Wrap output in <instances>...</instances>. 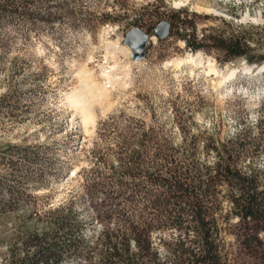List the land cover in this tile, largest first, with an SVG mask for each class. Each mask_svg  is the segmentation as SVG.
<instances>
[{
	"label": "rangeland",
	"instance_id": "rangeland-1",
	"mask_svg": "<svg viewBox=\"0 0 264 264\" xmlns=\"http://www.w3.org/2000/svg\"><path fill=\"white\" fill-rule=\"evenodd\" d=\"M62 2L79 13L76 24L66 19L37 27L26 40L12 33L15 40L0 51V150L30 144L47 148L43 179L28 184L16 209L0 217V264H10L7 240L27 211L44 215L71 207L89 248L117 218L119 207L140 211L134 179L123 181L124 196L107 191L117 190L109 171L117 165V135L131 123L152 125L175 145L183 132L221 141L248 138L257 149L248 146L239 168L258 173L264 189V72L256 70L264 62H224L209 41L210 36H245L251 54L264 57V0H51V5ZM164 21L171 24L170 35L158 40L154 30ZM181 21L191 26L186 29ZM134 28L149 37L146 56L138 62L125 45ZM188 35L199 48L186 46ZM199 54L202 64L193 61ZM182 59L190 61L179 69L171 66ZM249 67H256L253 73L246 71ZM196 156L208 164L217 160L214 152L200 148ZM93 181L103 185L94 195ZM215 204L223 263L264 264V231L259 246L245 247L250 232L227 214L222 197ZM150 235L165 264L173 262L178 240L198 251L190 217L183 229L164 227ZM64 264H87V259L73 256Z\"/></svg>",
	"mask_w": 264,
	"mask_h": 264
},
{
	"label": "trees",
	"instance_id": "trees-1",
	"mask_svg": "<svg viewBox=\"0 0 264 264\" xmlns=\"http://www.w3.org/2000/svg\"><path fill=\"white\" fill-rule=\"evenodd\" d=\"M66 19L71 24L79 20V13L70 10L66 2L51 5V0H0V51L5 50V43L15 40L13 34L26 40L35 28ZM180 23L186 29L191 26L187 21ZM190 38L186 46L199 48ZM209 41L223 54L224 62L242 58L258 65L264 62L263 56L251 54L245 36H210ZM118 128L111 126L112 133ZM124 132L117 135V165L109 168L117 179V190H106L112 197L124 196L123 181L134 179V195L143 203L140 211L119 207L117 218L103 227L92 248L71 207L59 206L44 215L27 211L18 221L16 233L7 240L10 264H64L73 256L86 257L87 264H165L150 234L164 227L183 229L187 217L197 233L194 244L198 251L178 240L171 264H224L217 222L220 210L215 204L219 197L229 207L227 214L237 217L250 232L243 242L245 247L259 246L258 235L264 231V189L258 173L248 174L239 168L240 159L249 153L248 146L256 147L252 140L221 141L205 133L183 132L181 142L175 145L162 130L144 121L126 125ZM199 148L205 154L214 152L216 162L200 161L196 156ZM43 149L47 148L30 144L0 150V217L16 209L28 184L43 179L47 161ZM102 186L93 181L89 191L94 195ZM153 190L157 194H152Z\"/></svg>",
	"mask_w": 264,
	"mask_h": 264
},
{
	"label": "water",
	"instance_id": "water-1",
	"mask_svg": "<svg viewBox=\"0 0 264 264\" xmlns=\"http://www.w3.org/2000/svg\"><path fill=\"white\" fill-rule=\"evenodd\" d=\"M171 31V24L164 21L157 25L154 30L155 38L164 40L169 37ZM149 37L138 28L132 29L125 38V45L131 52V59L133 62L141 61L146 56V48Z\"/></svg>",
	"mask_w": 264,
	"mask_h": 264
},
{
	"label": "bare ground",
	"instance_id": "bare-ground-1",
	"mask_svg": "<svg viewBox=\"0 0 264 264\" xmlns=\"http://www.w3.org/2000/svg\"><path fill=\"white\" fill-rule=\"evenodd\" d=\"M188 61H190L189 59H182L180 61H176V62H172L171 63V66H173L174 69H179L183 64L187 63ZM193 61L196 63V64H202V57H201V54H199L195 59H193ZM189 63V62H188ZM256 70L258 71V73L260 72H264V65L260 66V67H257ZM213 71V69H212ZM246 71H248L249 73L252 71V68L249 67V69H246ZM253 73V72H251ZM234 74V72H233ZM231 74V75H233Z\"/></svg>",
	"mask_w": 264,
	"mask_h": 264
}]
</instances>
